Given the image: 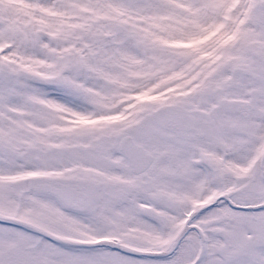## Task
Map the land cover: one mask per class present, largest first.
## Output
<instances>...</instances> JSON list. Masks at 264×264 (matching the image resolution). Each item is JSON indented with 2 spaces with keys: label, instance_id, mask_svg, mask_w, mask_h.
<instances>
[{
  "label": "snow or ice",
  "instance_id": "snow-or-ice-1",
  "mask_svg": "<svg viewBox=\"0 0 264 264\" xmlns=\"http://www.w3.org/2000/svg\"><path fill=\"white\" fill-rule=\"evenodd\" d=\"M0 264H264V0H0Z\"/></svg>",
  "mask_w": 264,
  "mask_h": 264
}]
</instances>
